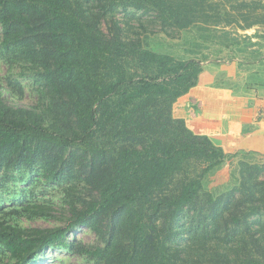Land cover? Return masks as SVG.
<instances>
[{
    "label": "trees",
    "instance_id": "obj_1",
    "mask_svg": "<svg viewBox=\"0 0 264 264\" xmlns=\"http://www.w3.org/2000/svg\"><path fill=\"white\" fill-rule=\"evenodd\" d=\"M180 2L0 0L6 65L0 175L6 182L16 180L15 173L31 176L27 183L20 178L23 199L0 208V264H33L47 249L94 264H197L178 245L186 214L208 222L216 240L202 264H264V235L255 229L257 220L264 222V180H257L264 165L241 163L239 186L215 196L203 179L230 155L173 116L207 56L181 59L148 49L139 38L123 37L115 17L129 8L151 12L160 32L169 34L194 25L190 7ZM223 36V46L237 44L230 33ZM23 81L34 103L10 105L4 93L23 99ZM35 182L65 195L57 212L64 226L20 225L57 218L51 204L28 193ZM79 227L100 244L69 240Z\"/></svg>",
    "mask_w": 264,
    "mask_h": 264
},
{
    "label": "rangeland",
    "instance_id": "obj_2",
    "mask_svg": "<svg viewBox=\"0 0 264 264\" xmlns=\"http://www.w3.org/2000/svg\"><path fill=\"white\" fill-rule=\"evenodd\" d=\"M180 1V0H177ZM206 2V5L194 4V2L183 0L181 5L190 7V16L194 18V25L186 30H169V34L160 32L158 24L154 22V14L145 13L141 10L126 9L118 11L115 14L119 25L122 27L123 37L139 38L143 45L157 52H168L181 59L202 58L211 55L222 48L227 42L223 38L224 34L233 35L232 41H237L233 47L241 52L257 47L261 49L259 54L264 53V0H212ZM229 20L237 22H231ZM256 23L248 29L240 27L249 23ZM237 23V24H234ZM102 30L107 33V25L102 24ZM257 35L258 41L255 45L251 37ZM1 37V28H0ZM222 55V52L220 53ZM208 57V56H207ZM215 56H212L214 58ZM6 74V65L0 61V83ZM24 84L28 83L23 81ZM5 100L10 105L30 106L34 103V98L26 84L24 98L16 100L4 93ZM174 106V105H173ZM173 110V109H172ZM241 163L248 166L264 165V158L259 155H246L238 153L230 155L221 167L206 175L203 179V186L206 191L215 196L229 192L239 186V174L243 169ZM253 172V170H251ZM30 172L15 173L17 177L14 181L6 182L3 175H0V208L9 207L19 203L24 197L22 188L24 185L20 178L28 182L31 177ZM258 181L264 180V173L257 176ZM28 193L38 202L51 204L55 211L53 219H36L33 221L20 222L24 227L49 228L53 226H64L65 222L57 214L61 213V207L64 203L61 190L53 188L50 185L35 182L29 186ZM65 196V195H64ZM64 206V205H63ZM180 228L183 231L178 245L186 248V253L191 255L197 264H202L212 255L215 238L212 234V228L206 224H198L193 214H186L180 219ZM255 229L264 235V222L257 220ZM81 243L82 245L95 247L100 244L97 237L85 227L76 228L68 237ZM33 264H94L76 254H70L61 249H47L40 253L37 262Z\"/></svg>",
    "mask_w": 264,
    "mask_h": 264
},
{
    "label": "crops",
    "instance_id": "obj_3",
    "mask_svg": "<svg viewBox=\"0 0 264 264\" xmlns=\"http://www.w3.org/2000/svg\"><path fill=\"white\" fill-rule=\"evenodd\" d=\"M251 41L256 45L257 35ZM257 47L241 52L222 46L206 55L196 85L173 106L175 118L226 155L264 158V53Z\"/></svg>",
    "mask_w": 264,
    "mask_h": 264
}]
</instances>
